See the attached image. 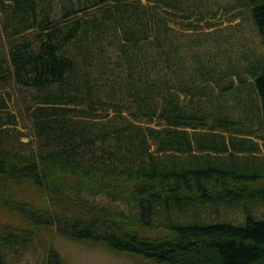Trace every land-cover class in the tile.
<instances>
[{
	"label": "trees",
	"instance_id": "obj_1",
	"mask_svg": "<svg viewBox=\"0 0 264 264\" xmlns=\"http://www.w3.org/2000/svg\"><path fill=\"white\" fill-rule=\"evenodd\" d=\"M236 2L0 0V206L30 230L166 264H264L249 206L240 223L181 216L264 197V158L245 157L257 148L242 136L264 129V0ZM236 8L262 50L223 33ZM32 238L0 223V264L3 246ZM43 264L65 263L50 250Z\"/></svg>",
	"mask_w": 264,
	"mask_h": 264
},
{
	"label": "rangeland",
	"instance_id": "obj_2",
	"mask_svg": "<svg viewBox=\"0 0 264 264\" xmlns=\"http://www.w3.org/2000/svg\"><path fill=\"white\" fill-rule=\"evenodd\" d=\"M178 3L186 5L189 10L199 11L209 7L216 8L217 6L223 9L231 8L237 0H177ZM237 3V2H236ZM220 14V19L223 27L227 28L223 32L232 33V42L236 40L237 47L240 52L249 53L248 50H262L261 40L257 35L252 19L246 9L236 8L230 14ZM238 10V11H237ZM233 21H228L229 17ZM244 61L243 56H240ZM250 80V78H248ZM15 91L14 94H16ZM252 132L245 133L242 136L252 138L256 145H252L254 152H247L245 157L252 160V155L255 157L264 158V141L261 135H264V129L259 123ZM26 122L21 121L18 129L26 132ZM28 138H23L27 141ZM246 161V158H242ZM22 194V193H21ZM21 196V195H20ZM29 198L33 201L40 202L41 194L38 189L29 187L23 194V198ZM96 201L109 203L116 209L130 211V207L124 203L110 202L104 196H96ZM249 206L251 211L257 216L264 217V197L262 198H246L232 203H219L212 205L209 208L199 209L196 212L184 213L181 216L184 219L190 216H200L199 220L210 222L218 221L219 219L232 221L235 223L243 222L245 219V207ZM185 221V220H184ZM0 223L11 225L19 229L31 231L33 238L26 244H12L3 246V252L6 258V264H43L47 253L50 250L57 251L65 264H166L152 259H146L137 255H132L127 252L117 251L101 242H92L87 240H79L68 235L57 232L55 227H40L30 230L32 225L28 220L17 211H10L7 208L0 206ZM29 233V232H27Z\"/></svg>",
	"mask_w": 264,
	"mask_h": 264
}]
</instances>
